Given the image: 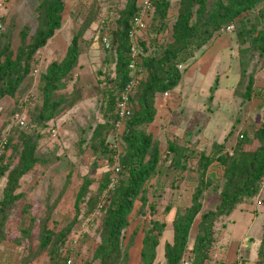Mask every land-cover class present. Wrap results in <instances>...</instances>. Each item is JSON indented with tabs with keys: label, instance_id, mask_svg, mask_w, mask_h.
I'll return each instance as SVG.
<instances>
[{
	"label": "rangeland",
	"instance_id": "1",
	"mask_svg": "<svg viewBox=\"0 0 264 264\" xmlns=\"http://www.w3.org/2000/svg\"><path fill=\"white\" fill-rule=\"evenodd\" d=\"M39 1L1 0L0 19L3 29L12 19L16 24L11 39L12 51L18 49L20 32L25 26L30 27L29 37L36 29L38 23L36 8ZM96 1L99 3V10L96 20L85 34L88 40L87 48L80 56L78 66L68 76L67 87L58 92L71 95L77 90V99L71 100V107L48 124L44 136L39 140L37 154L46 159V163H38L20 179L17 192L23 193V197L16 203L8 217L6 240L0 245V264H50L48 253L39 249L40 231L43 228L56 233L70 229L64 245L63 255L68 257L67 260L63 259L65 264H85L92 261L100 243L104 211L100 210V205L94 212H89L88 200L97 193L107 173L109 176L115 174L113 168L116 164L102 158L93 149L91 138L98 124L107 121L109 115L111 119L115 118V110L108 109L105 95L108 88L114 86L111 80L116 76L117 55L113 44V32L117 29V19L127 0ZM94 2L95 0H67L63 26L49 40L47 46L36 53L37 61L30 79L21 86L16 97L6 96L0 101V141L6 139L8 133L14 129L30 132L33 128L31 113L42 103L41 74L52 61L61 60L65 56L73 34L83 25ZM170 2L167 18L162 20L155 12L151 13L148 27L141 33L146 53L155 52L172 40L179 0ZM259 8L252 10L247 19L251 24L259 22V27L264 28V16L261 15L262 10ZM239 26L240 24L236 23L234 33H218L203 49L206 47L209 49L213 41L222 35L233 36L236 45L229 53L239 54L246 71H253L256 81L254 92L250 98H246L248 76L243 78L242 85L233 87L238 80L235 65L229 68L232 57L228 53H221L218 54L213 71L211 70L204 87H196L198 83L184 96L175 91L179 98L168 99L166 104H170L168 105L170 110L167 111V108L159 110L161 124L152 126L151 130L148 125L147 129L161 143V162L158 172L145 185L147 204L141 210L142 202L137 200L130 214V225L126 229L124 239L127 255L120 264H140L144 229L152 219L166 222V229L161 236L154 262L165 264V244L173 241V220L177 208L191 204L194 186L198 182L197 163L200 152L211 153L215 143H222L227 150L232 151V148L241 143L242 133L251 134L264 121V52L261 53L259 48L247 53L241 52L243 44L237 39ZM103 34H109L112 39V48L109 50L104 48ZM250 44V41L246 42L243 47ZM190 63L185 64L186 68L192 65ZM185 65H181L182 69ZM217 71L218 75H215ZM176 93L173 90L169 91L171 95ZM163 94L165 93L156 95L155 100L159 104L163 101ZM18 108L20 115L25 118L24 126L15 118ZM125 127L124 125L118 130L114 125L110 129L106 135L109 146L118 140L119 147H123L121 135ZM176 127H179L178 130ZM185 129L187 132L183 133ZM177 131L179 134H176ZM170 140L186 145L196 152V157L189 164L187 177L178 184H174L173 181L176 175V169L171 162L173 154L167 151ZM258 146V142L252 140L246 143L244 148L255 150ZM21 148L20 142L15 141L14 149L11 147L5 149L6 161L10 159L11 163L9 169L18 162ZM3 151L0 143V155ZM214 164L211 165L208 174L212 184L204 193L203 209L190 231L184 257L189 260V264L192 261V248L201 214L214 209L219 202L222 181L211 174L219 171ZM7 173H0V198L7 182ZM87 178L92 179L93 183L86 199L80 204L81 214L76 218L77 194ZM101 196L100 204L107 203L109 193L105 195L103 192ZM167 206L171 207L168 211ZM263 224L264 184L252 202L238 205L229 215L222 216L217 221L207 264H256L263 238ZM27 230L30 234L25 232ZM134 232L136 234L131 238Z\"/></svg>",
	"mask_w": 264,
	"mask_h": 264
},
{
	"label": "trees",
	"instance_id": "2",
	"mask_svg": "<svg viewBox=\"0 0 264 264\" xmlns=\"http://www.w3.org/2000/svg\"><path fill=\"white\" fill-rule=\"evenodd\" d=\"M137 1L127 0L126 6L120 11L117 19V29L113 32V44L117 55L116 76L114 80H111L114 86L108 88L105 97L108 100V109L115 110V118L111 119L109 115L107 121L98 124L91 138L93 149L102 158H107L111 163L118 165L120 171L117 173L118 179L114 189L106 198L107 203L100 204L101 195L111 182L112 174L109 176L108 173L104 182L99 185L97 193L88 200L89 212H94L101 205L100 210L104 211V216L100 230V243L95 250L93 260L85 264H120L127 255L124 239L126 229L130 225V214L137 200L142 202L141 210L147 204L145 185L158 172L161 162V143L148 131L147 126L154 121L157 114L156 95L169 92L179 85L183 75V69L179 66L189 63L215 35L224 33L220 31L222 26L231 23L235 26L236 23L240 24L237 29V39L240 44L251 42L247 47L241 45L242 53L258 48L261 49V53L264 52V28L259 27V22L251 24L247 19V15L258 7L262 10L261 15L264 16V0H179L172 40L169 43L155 52L146 53L144 39L140 38L138 60L140 81L130 95L131 114L124 120L126 127L121 135L123 147L119 151L115 147V144L119 145L118 140L117 143L115 141L109 146L106 135L114 125L116 127L117 103L129 80L128 51L131 40L128 32L132 26L133 17L138 12ZM66 2L67 0H40L36 8L38 21L36 29L30 37L29 26L21 30L20 45L15 52L11 49L15 21L12 19L4 29L2 24L0 29V101L6 96L16 97L21 86L30 79L37 61L36 53L47 46L49 40L63 26ZM170 6V0H155L153 12L157 17L165 20ZM98 10L99 3L95 0L83 25L73 34L65 56L61 60L52 61L41 74L42 103L31 113L33 128L30 132L14 129L8 133L6 139L0 141L4 148L0 155V173L8 172L7 182L0 198V245L6 240V223L10 212L23 197V193L17 192L20 179L38 163H46V159L37 154L38 143L44 136V130L51 121L60 117L71 107V100L77 99V90L71 95L58 92L67 87L68 76L78 66L80 56L87 48L88 40L85 34L96 20ZM109 38L112 43L110 36ZM246 76H248V84L245 96L250 98L256 81L253 71L247 72L244 61L241 60V78L237 87L243 84V78ZM16 111L15 115L20 114L19 108ZM240 137L241 143L232 148V154L222 143H215L209 154L200 152L197 163L198 182L194 186L191 204L184 208H177L173 220V241L165 244V264H184L191 228L203 209L204 193L212 184L208 175L211 165L217 162L214 167H217V171L221 170V173L211 172L222 181L219 202L214 209L201 214L190 264H207L208 251L215 238L214 227L217 221L222 216L229 215L238 205L252 202L260 193L264 180V121L251 134L242 133ZM252 140H256L259 146L255 150H246L245 144ZM15 141H19L22 148L18 162L9 169L11 163L10 159L6 161L5 149L9 147L14 149ZM167 149L173 154L171 162L176 169L173 181L174 184H178L187 177L189 164L196 157V152L173 140L168 142ZM115 155H118L117 161ZM92 183V179L87 178L80 186L75 205L76 218L81 214L80 204L86 199ZM152 208L155 209V206L152 205ZM170 208L167 206L166 210ZM146 226L140 264H154L161 236L166 229V222L152 219ZM25 232L29 233L28 230ZM69 234L70 229L59 233L47 228L41 229L39 249L48 253L50 264H65L63 259L67 260L68 257L63 255L64 245ZM135 234L136 232L131 238ZM256 264H264V224L261 249Z\"/></svg>",
	"mask_w": 264,
	"mask_h": 264
},
{
	"label": "built area",
	"instance_id": "3",
	"mask_svg": "<svg viewBox=\"0 0 264 264\" xmlns=\"http://www.w3.org/2000/svg\"><path fill=\"white\" fill-rule=\"evenodd\" d=\"M154 3L155 0H138L137 6H138V12L133 17L132 20V26L128 32L129 38L131 40L130 49L128 51V57H129V80L125 84L124 90L121 94L120 99L117 103V112H118V120L116 121V128L119 130L124 127V120L131 114V108L129 105L130 102V95L135 91L136 87L139 84L140 76L138 72V60H139V54H140V47H139V41L141 38V33L145 31L148 27V21L151 13L154 11ZM1 5V0H0ZM2 28V21L0 19V29ZM221 32L224 33H234L236 31V26L234 23H231L226 26H222L220 29ZM103 44L106 50L111 49V40L109 38V35L103 36ZM182 68V66H179ZM165 95H169V92H165ZM15 118L19 121L21 125H25V118L21 116L20 114H16ZM115 147L119 149V151L122 149L119 147L118 144H115ZM232 154V151H229ZM118 155H115V160L117 161ZM115 174L111 177V182L108 186V188L104 191V194L107 195L110 193L111 190L114 189L118 175L117 173L120 171V167L118 165H115L114 167ZM264 184V180L262 182V186ZM71 261V260H70ZM184 264H189V260L184 259Z\"/></svg>",
	"mask_w": 264,
	"mask_h": 264
},
{
	"label": "crops",
	"instance_id": "4",
	"mask_svg": "<svg viewBox=\"0 0 264 264\" xmlns=\"http://www.w3.org/2000/svg\"><path fill=\"white\" fill-rule=\"evenodd\" d=\"M211 45L212 46L209 49H207V47L205 49L202 48L198 52L196 57L192 61H190L191 62L190 65L192 64L190 67L186 68L187 66L186 65L184 66L182 79L179 85L176 87L178 89L176 88L173 89L174 93H176L175 91H179L177 93L180 94L181 96L188 95L187 93L189 92L190 88L196 86V84L198 85V83L199 85L196 87H204V84L206 83V81H208L207 79L209 78L211 70L213 71V66L218 57V54L220 55L221 53H225V54L228 53V55L232 57L229 68H231L232 65H235L236 74H237L236 76L238 77V80L233 87H237L238 82L241 78V57L239 56V54L229 53V50L232 49L234 45H236L235 38L230 35H222L217 40L213 41ZM208 51H212V52L209 53ZM226 72L227 71H225V73ZM215 75H218V71L215 73ZM177 93L175 95L169 94L167 96L163 94L162 96L163 101L160 102V104L158 101L155 100L157 115L155 116L154 121L149 124V130H151L152 126L156 127L159 124H161L162 121L158 116L159 110L163 108L166 110L167 108V111H169L170 108L168 105L170 104H166V103L168 99L171 100V99H175L176 97L179 98ZM178 128L179 127H176L177 130ZM186 132L187 130L185 129L183 133ZM176 134H179V132L177 131Z\"/></svg>",
	"mask_w": 264,
	"mask_h": 264
}]
</instances>
